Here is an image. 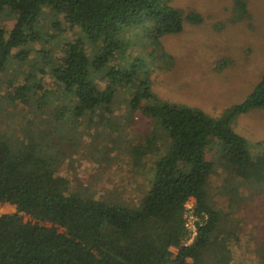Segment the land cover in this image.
<instances>
[{
	"label": "trees",
	"instance_id": "1",
	"mask_svg": "<svg viewBox=\"0 0 264 264\" xmlns=\"http://www.w3.org/2000/svg\"><path fill=\"white\" fill-rule=\"evenodd\" d=\"M174 1L0 0V17L9 12L14 21L9 30L0 28V75L17 63L13 89L2 94L0 84V203L16 207L0 214V264H221L213 255L223 218L207 199L214 167L207 154L216 147L225 177L239 180L242 192L264 194V153L255 156L231 126L242 114L264 110V74L242 103L219 117L159 98L151 75L171 59L160 39L203 21ZM233 1L245 18V0ZM46 13L78 33L41 60L43 51L31 57V45L34 34L45 36L39 29ZM137 30L144 41L131 39ZM45 76L67 98L50 112L35 101ZM118 102L128 103L129 113L119 133L138 111L153 126L126 149L135 164L150 159V188L131 202L72 192L58 163L77 155L89 136L86 125L95 116L107 121ZM14 104L22 113L11 111ZM192 198L197 236L187 244L185 205ZM138 224L147 227L138 230Z\"/></svg>",
	"mask_w": 264,
	"mask_h": 264
},
{
	"label": "rangeland",
	"instance_id": "2",
	"mask_svg": "<svg viewBox=\"0 0 264 264\" xmlns=\"http://www.w3.org/2000/svg\"><path fill=\"white\" fill-rule=\"evenodd\" d=\"M245 3L248 12L243 18L242 13L235 11L233 0H175L174 7L195 11L203 21L199 25L185 24L181 33L160 39V50L171 59L158 61L163 67L152 72L153 93L165 101L199 108L212 117H219L226 109L242 103L264 74V0H245ZM58 20L48 13L41 17L39 30L45 36L43 39L38 33L32 36L31 57H37V50H42L41 60H46L49 53L45 51L57 50L67 41H74L78 30ZM12 26L13 16L5 12L0 17V28L9 30ZM130 37L144 41L140 30ZM16 68L17 63L0 75L2 94L13 89ZM108 82L109 79L100 82L101 91ZM41 84L35 101L45 105L46 110L50 112L67 103L54 79L45 76ZM12 108L13 113H22L19 104ZM127 109L128 103L123 106L118 102L113 114L106 112L107 121L101 123L95 116L93 123L86 125L89 136L77 155L70 159L66 155L58 163L59 174L67 177L72 192L85 191L98 198L114 196L131 202L150 188V159L135 164L129 160L126 149L150 135L153 126L138 111L128 129L119 133L118 128L129 115ZM13 119L22 121L20 117ZM1 120L10 125L4 114ZM231 126L248 141L255 156L264 153V110L242 114ZM218 153L215 147L207 154L214 167L205 187L209 204L223 218L213 258L221 264H264V194L242 192L245 190L241 189L239 180L227 179ZM13 213L15 206L0 203V214ZM23 218L30 220L26 215ZM145 227L147 224L137 225L138 230Z\"/></svg>",
	"mask_w": 264,
	"mask_h": 264
},
{
	"label": "built area",
	"instance_id": "3",
	"mask_svg": "<svg viewBox=\"0 0 264 264\" xmlns=\"http://www.w3.org/2000/svg\"><path fill=\"white\" fill-rule=\"evenodd\" d=\"M195 205L196 202L195 200L192 198L190 199L186 205V211H185V220H186V228L189 230L190 232V238L187 244L192 243V241L195 239V237L197 236V228H196V221H197V217L195 215Z\"/></svg>",
	"mask_w": 264,
	"mask_h": 264
}]
</instances>
